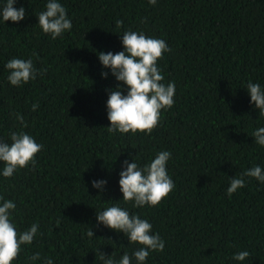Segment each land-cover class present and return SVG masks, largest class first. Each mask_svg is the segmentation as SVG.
Here are the masks:
<instances>
[{"label": "trees", "instance_id": "16d2710c", "mask_svg": "<svg viewBox=\"0 0 264 264\" xmlns=\"http://www.w3.org/2000/svg\"><path fill=\"white\" fill-rule=\"evenodd\" d=\"M59 2L72 28L56 39L36 17L47 0H16L14 7L25 9L20 22L0 17V141L10 143V133L23 130L43 145L35 167L0 174V197L16 204L10 219L17 231L39 225L12 264H43L28 259L37 252L53 264H103L100 252L117 261L132 256L140 245L97 225L96 211L114 204L148 220L164 240V250L150 252L144 264H264V184L244 177L245 186L227 195L229 178L255 165L264 169V147L252 137L264 117L246 89L249 81L264 89V0ZM128 29L171 49L157 65L162 82L175 83L174 105L161 110L150 134L107 130V90L127 88L98 53L123 51L120 35ZM12 58L32 60L42 74L12 86L5 67ZM160 151L171 153L175 188L155 207L134 208L122 200V162L135 157L143 167ZM101 179L103 192L91 184ZM240 251L250 256L232 259Z\"/></svg>", "mask_w": 264, "mask_h": 264}, {"label": "clouds", "instance_id": "9594fccd", "mask_svg": "<svg viewBox=\"0 0 264 264\" xmlns=\"http://www.w3.org/2000/svg\"><path fill=\"white\" fill-rule=\"evenodd\" d=\"M16 0H6L0 6V17L3 21L20 22L25 19V9L14 7ZM155 5L157 0H149ZM38 25L43 33L50 34L52 39L60 37L65 31H70L72 22L68 18L65 7L59 0H47L45 10L36 15ZM143 22V21H142ZM123 26L122 20L116 21V27ZM121 36L124 50L116 52H99L98 59L104 68L111 70V74L118 82H122L127 88V94L121 90L120 84L113 90L108 91L106 103L107 118L110 126L107 130L110 134L117 131L125 133L150 134L159 124L161 110L170 109L174 105L175 83H163L165 77L161 74L157 62L165 52L171 49L163 39L146 36L143 32L125 30ZM9 70L7 77L12 86H21L30 80L36 79L42 73L37 70L32 60L12 58L6 65ZM46 71V70H44ZM107 78L108 73H101ZM250 103L258 109V115L264 117V89L258 83L249 81L246 86ZM38 104L32 105L36 111ZM16 119L22 127H27L24 118L17 114ZM254 143L264 147V127L253 131ZM10 143L0 141V162H3V177L10 178L17 169H23L30 164L35 167L36 155L42 150L43 145L24 132L12 131ZM171 157L168 151H160L154 159L141 167L133 158L132 162L127 159L122 162V171L119 173V186L123 194V201L134 202V208L145 205L155 207L166 198L175 188L174 181L168 174L167 163ZM244 177L255 178L264 184V169L259 165L245 170L240 176L229 178L230 186L227 195L231 197L238 189L246 184ZM92 187L103 192L107 181L93 180ZM0 264H12L19 256L22 245H31L37 236L39 225L33 223L23 231H17V226L10 219L11 211L16 209L12 200H4L0 197ZM97 225H103L116 232H122L130 243L140 245L129 256L125 252L119 261L113 254L106 256L100 252L103 264H131L133 258L137 264H144L150 252H162L165 242L159 233H152V224L139 215L130 214L119 204L107 207L103 211H96ZM89 238L94 237L90 228L87 232ZM250 256L248 251H240L233 255L232 259L244 261ZM31 261L43 260V264H53V260L42 258L40 253L28 257Z\"/></svg>", "mask_w": 264, "mask_h": 264}]
</instances>
